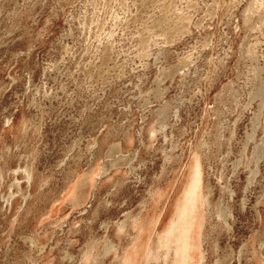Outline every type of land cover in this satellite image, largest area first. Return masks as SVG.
<instances>
[{
  "label": "rangeland",
  "instance_id": "1",
  "mask_svg": "<svg viewBox=\"0 0 264 264\" xmlns=\"http://www.w3.org/2000/svg\"><path fill=\"white\" fill-rule=\"evenodd\" d=\"M247 1L0 0V264H264V90L247 83L257 65L264 85V10L244 26Z\"/></svg>",
  "mask_w": 264,
  "mask_h": 264
},
{
  "label": "bare ground",
  "instance_id": "2",
  "mask_svg": "<svg viewBox=\"0 0 264 264\" xmlns=\"http://www.w3.org/2000/svg\"><path fill=\"white\" fill-rule=\"evenodd\" d=\"M246 4L247 5H245V7L241 11V16H242L243 25L248 27L251 24V21H252V18H253L254 15H259V14L263 13L264 0H248ZM176 11H177V9H176ZM176 18L179 19V16L177 15ZM182 19L184 21H188L190 18H189V15H188V17H187V15H185L184 17H182ZM261 19L258 22L256 21V24H255L256 29H261L262 30V27H264V20L263 19L261 20ZM154 24H155L154 27L159 28L158 36H160L163 39L162 42L163 43L164 42L170 43L173 36H171V33L168 31L167 21H165V20L163 21L162 19H157ZM255 27H252V28L255 29ZM151 31H153V29L152 30L150 29L149 33ZM155 34H153V35H155ZM149 41H150V39H148L147 37L142 38L140 40L141 48L147 50V47L150 46V42ZM154 43L158 44V43H156V41ZM107 47H108V45H107ZM110 47L111 46H109V49H110ZM164 51H165L164 48L158 47L157 50L155 51L156 52V54H155L156 59L159 58L160 55H162L164 53ZM140 52H141V50H140ZM245 53L247 55H249L251 57V59L255 57V51H254V48L252 46H248L246 48H243L241 46V48H240V56L243 57ZM143 54L148 55L147 53H144V50H143ZM222 61H223V58H220L219 59V63H222ZM181 66L182 67H186L187 71L190 69L188 67V65L185 64L184 61H182V65ZM182 67L178 68V70H180V72H182L183 75H186L187 72L184 71ZM178 70H176V71H178ZM250 71L253 74L252 75L253 77H251L252 79L250 78V80L248 82L247 81L246 82L249 83V87H250V85H252V87H251V89L249 90V93H248V95L250 97L249 100H252L254 98V96L262 93V91L264 90V87H263L264 85H263L262 81L255 80L259 76L261 68L256 65V66H253L250 69ZM157 93H159V95L161 97L163 96L162 92H158L157 91ZM139 98L143 102L142 105L145 107V104H147V99H145L146 97L144 98L143 95H141V93H140L139 94ZM163 106L164 107L158 113H156V114L152 113V117L153 118L148 123V127H147V133L148 134H154L155 131L157 130V126L160 127L163 124V118H164V116H166L165 112L167 111V108L169 107L167 103L164 104ZM157 119H160V121H158ZM102 121H103V117L99 118V123L100 124H101ZM34 129H35L36 133L38 134L40 129L38 127H35ZM114 134H116V133H114ZM99 135L101 136V138H99V137H96V138H97L98 143L102 145L104 141L109 139V137L111 136V133L110 132H108V133L104 132L103 133V130L101 129L99 131ZM130 140H131V137L128 135V132L123 131L122 137H120L118 141H115L114 143H112L108 147L107 154H110V155L116 154V152L119 151V149L121 148V144L123 142H127V141H130ZM118 163L119 162L116 161V162H113V163H110V164H111V167H115V166H117ZM104 167L105 166H103V172L105 171ZM200 173H201L200 172V163L197 160V162H196V164L194 166L193 175H191L192 173L190 174L191 175V183L189 184V187L187 186L188 189L185 190L186 192H185L183 201L181 203V206H179V209H180L179 212H181V213L178 212L180 215H179V218L177 216L178 220H177V222L174 225V229L175 230L181 229V231H182V235L181 236L182 237L180 239V237L177 236V243H176L177 245L176 246L168 247L169 249L172 248L174 253L176 252V250H178L180 252V257L182 258V260L183 259L185 260V257H186V254H187L186 251L189 250V243H188L189 230H190L189 229V225H190V223L192 222V219H193L192 209L191 208H192V205L194 203V197H195V195L197 193V189H198L199 184H200ZM178 222L179 223L181 222V225ZM181 226H182V228H180ZM113 248H114L113 245H106V250L107 251L110 250V249H113Z\"/></svg>",
  "mask_w": 264,
  "mask_h": 264
}]
</instances>
